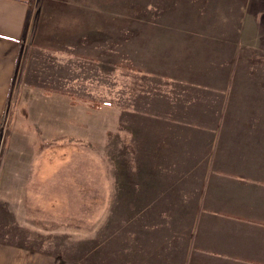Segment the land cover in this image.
<instances>
[{
  "label": "crops",
  "instance_id": "0c3cea01",
  "mask_svg": "<svg viewBox=\"0 0 264 264\" xmlns=\"http://www.w3.org/2000/svg\"><path fill=\"white\" fill-rule=\"evenodd\" d=\"M238 3L244 5V0ZM31 9L32 0H0V117L8 107L18 57L32 33ZM243 22L233 31L208 29L203 23L192 28V40L180 29L165 33L162 48L150 61L140 109L126 115L120 136L123 145L122 140L120 145L115 141L118 147L109 142L108 183L94 179L90 223L94 246L87 255H97L103 248L99 256L90 261L81 255L85 239L78 237L44 248L0 240V264H264V128L257 127L264 117L260 102L264 97L258 95L264 79L238 76L244 52L240 38L246 33ZM30 94L31 118L52 122L58 114L65 117L69 101L64 94L52 98L41 92ZM36 101L39 108L33 104ZM237 104H243L242 109ZM239 132L242 142L236 137ZM20 145L4 160L18 159L13 169L20 174L13 178L20 191L16 196L36 198L44 182L51 180V160L37 163V148ZM38 145L43 140L33 147ZM118 153L126 164L131 160L125 186L117 183ZM250 165L254 175L245 176ZM166 180L173 185L186 180L188 188L173 194L165 190ZM61 192L59 198L74 194L67 189ZM174 197L187 208L184 212L190 214L192 224L188 237L173 233L166 239L160 232H150L154 227L143 226L142 221L148 224L143 214L161 212L154 208L164 210L160 201ZM98 228L108 231L102 239Z\"/></svg>",
  "mask_w": 264,
  "mask_h": 264
},
{
  "label": "rangeland",
  "instance_id": "374dc122",
  "mask_svg": "<svg viewBox=\"0 0 264 264\" xmlns=\"http://www.w3.org/2000/svg\"><path fill=\"white\" fill-rule=\"evenodd\" d=\"M239 3L238 0H32V33L18 57L14 85L6 101L8 107L0 117V240L44 248L51 247L52 242L78 237L85 239L81 255L90 261L99 256L103 245L97 255H87L94 246L90 224L94 179L99 177L101 183L105 180L108 183L109 142L114 147L120 145L126 115L140 109L152 66L150 61L156 57L157 49L162 48L165 33L180 29L192 40V28L203 23L208 29L233 31L240 29L244 20L245 38H240L243 42L240 50L244 52L240 55L238 76L264 79V0ZM180 34L176 35L181 37ZM238 65L236 62L231 71L234 75ZM29 86L37 87L31 90ZM261 90L258 95L264 97V86ZM36 92L50 98L57 93L67 96L65 117L58 114L52 122L31 118L28 100L33 98L30 93ZM260 102L263 104L264 100ZM33 104L40 107L37 101ZM237 105V109H242L243 104ZM34 127L39 131H34ZM257 127L264 128V117ZM16 129L21 133L15 132ZM236 135L242 142V132ZM42 140V146L33 147ZM20 143L37 148L34 151L37 163L47 160L49 164L51 160V180L44 182L36 198L16 196L20 191L13 178L20 174L13 169L18 159L4 160L12 154L13 147V152L20 150ZM116 159L120 160L114 164L117 183L125 186L131 160L126 164L120 153ZM246 169L245 176L254 175L253 165ZM165 183V190L173 194L188 188L186 180L174 185L172 180ZM65 189L74 194L69 199L59 198ZM77 190L81 193H75ZM52 193L54 196H50ZM45 194L48 196L44 197ZM172 202L177 204L179 198L160 201L164 210L154 208L162 209L159 213L143 214L148 216V224L142 221L143 226L154 227L150 232H160L166 239L173 233L188 237L191 216L184 212L187 208L172 206ZM72 210L78 213H69ZM107 232L99 229L98 239ZM87 241L90 242L85 244ZM165 249L171 251L169 246Z\"/></svg>",
  "mask_w": 264,
  "mask_h": 264
}]
</instances>
